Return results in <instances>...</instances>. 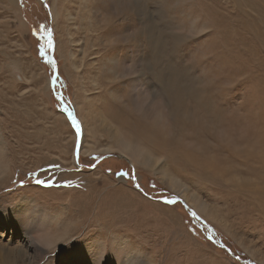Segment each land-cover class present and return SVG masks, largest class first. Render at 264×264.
Here are the masks:
<instances>
[{"label":"rangeland","instance_id":"374dc122","mask_svg":"<svg viewBox=\"0 0 264 264\" xmlns=\"http://www.w3.org/2000/svg\"><path fill=\"white\" fill-rule=\"evenodd\" d=\"M136 5L0 0L7 165L0 170V257L21 244L26 264H93L77 253L96 242L100 264H117L123 250L131 263L121 264H242L223 243L241 260L264 264V0H155L151 11ZM189 35L200 43L190 48ZM156 73L177 81L175 88L158 84ZM58 91L81 125L77 161ZM156 103L166 127L149 115ZM120 135L153 157L128 159L115 141ZM163 153L175 157L171 167H160ZM161 170L186 191L171 187ZM175 197L187 209L162 201ZM55 220L64 235L57 246L37 249L24 237Z\"/></svg>","mask_w":264,"mask_h":264},{"label":"bare ground","instance_id":"6f19581e","mask_svg":"<svg viewBox=\"0 0 264 264\" xmlns=\"http://www.w3.org/2000/svg\"><path fill=\"white\" fill-rule=\"evenodd\" d=\"M146 15V14H145ZM140 16V15H139ZM144 17V16H143ZM155 28V27H154ZM149 30V29H148ZM138 32H137V35H139L140 36V34H141V30L139 29V30H137ZM107 32L108 33H112V32H109L108 30H107ZM149 32H151V30L149 31ZM233 32H234V30H233ZM115 34H117L116 33V31L114 32ZM126 33V32H125ZM218 34V33H217ZM110 35V34H109ZM112 35V34H111ZM219 35V34H218ZM123 36V35H122ZM219 37H220V35H219ZM150 39H152V38H150ZM119 40V39H118ZM122 40V39H121ZM154 41H157V39L155 38V40ZM114 42V41H113ZM115 42H117V41H115ZM104 43V42H103ZM261 44V43H260ZM259 44V45H260ZM222 45V44H221ZM262 45V44H261ZM260 45V46H261ZM151 46H153V44L151 45ZM156 46V45H155ZM155 46H153V47H155ZM163 46V45H162ZM222 47H223V45H222ZM241 48H243V47H241ZM263 49V48H262ZM153 50V49H152ZM155 50H156V48H155ZM247 51H248V49H246ZM251 51V50H250ZM253 51V50H252ZM157 52H159V51H157ZM151 53V52H150ZM152 54V56H153V53H151ZM240 54V53H239ZM237 55V54H236ZM235 55V56H236ZM230 56H232V55H230ZM154 58V57H153ZM235 58V57H234ZM153 61V60H152ZM146 62V61H145ZM158 62H155V64H157ZM152 64V63H151ZM168 65V64H167ZM171 65V64H170ZM153 67V66H152ZM174 68V67H173ZM166 69V68H165ZM107 70H108V72H112V71H110V70H112V68H107ZM167 72L165 73V75L166 76H168V73H172V70L169 68V67H167ZM114 71V70H113ZM150 71V70H149ZM177 72V71H176ZM183 72V71H182ZM173 73H175V72H173ZM184 73V72H183ZM152 74V73H151ZM181 74V73H180ZM153 75V74H152ZM158 80H157V83L158 84H161L163 87L165 86V82H168V84L167 85H169V87L167 86V88H168V90H169V88H175V86L177 85V81H176V83H174L173 82V80H171L172 78H170L169 80H167V81H165L164 80V77H162L163 78V80H162V78H161V75L160 74H158V73H156L155 75H154ZM184 77H185V75H183ZM153 77V76H152ZM154 77V78H155ZM176 77V76H175ZM165 78H167V77H165ZM176 78H178V77H176ZM182 79V78H181ZM175 81V80H174ZM161 85L159 86V87H161ZM167 88H163V89H167ZM172 90H174V89H172ZM171 90V91H172ZM111 94V96H115V94L113 93V92H111L110 93ZM171 94V93H170ZM116 97V96H115ZM121 98V97H120ZM152 98V97H151ZM111 99H113L112 97H111ZM146 99V98H145ZM104 101V100H103ZM120 101V100H119ZM121 101H124L123 100V98H122V100ZM123 103V102H122ZM142 103V102H141ZM141 103H139V104H141ZM105 104V103H104ZM110 104V103H109ZM114 104V103H113ZM125 104V103H124ZM106 105V104H105ZM115 105V104H114ZM156 105H159L158 103H156V104H154V105H152L151 106V108L152 109H150V117L153 119V120H157L158 121V123H159V125L161 126V127H166L165 125H167V119L164 117V114H163V111H161V109L158 107V106H156ZM111 106V105H110ZM109 107V106H108ZM107 107V108H108ZM108 110V109H107ZM111 110V109H110ZM111 112V111H110ZM109 112V113H110ZM118 111H115V113L116 114H118V116H116V117H113L112 118V120H117L118 122H116L117 124L118 123H120V119H121V115L119 114V113H117ZM114 113V114H115ZM151 119V120H152ZM128 120L127 119H124L123 121H122V123H126ZM129 126V125H128ZM219 133V132H218ZM113 136V135H112ZM1 137V136H0ZM124 138H125V140H124ZM115 141H117L118 143H117V145L119 146V147H121L122 148V151L124 152V153H127L128 154V152L131 154H129L128 155V159H130V160H132V159H134V160H139L140 158H145V159H147L148 160V157L149 158H151V157H153V155H150V153H148L142 146H139L138 144H136L135 145V143L132 141V139L131 138H126V137H124L123 135H120V136H118V137H116V139H115ZM0 145H4V142H3V140L0 138ZM92 150H94L93 148H90L89 149V151H92ZM4 146H2V148L0 147V170H2L3 168H5L7 165H5V163H4V159H5V157H4ZM109 151H111V149H106L105 150V152H109ZM127 154H126V156H127ZM147 160H146V162H147ZM139 162V161H138ZM261 165V164H260ZM161 174L162 175H165V177H167L168 179H169V181H170V186L171 187H173V188H175V186H176V188L177 189H180L181 191H186L185 189H183L182 187H184V186H181V184L179 183H175L174 181H173V178H171V177H169L168 175H166L165 174V170H161ZM205 175H207V174H205ZM200 176H201V174H200ZM188 192V191H187ZM184 196V195H183ZM21 207H19V211H18V216H22L23 214H25V211L23 212V211H21L20 209H26V207H27V201H23V203L20 205ZM14 215H16L15 213H14ZM152 218V217H151ZM57 224H58V222H57V220H55V221H51V222H47V221H42V226H41V231H40V234L39 233H37V234H33L32 236L33 237H30V236H28V235H25L24 236V231H22L21 233H22V235L24 236V237H29V242H32V245L33 246H35V247H37V249H38V246H36V244L37 245H39V243H45V244H47L49 247L50 246H54V245H56V244H58V240H59V238H61L62 236H64V235H62V233L63 232H59L58 231V226H57ZM34 225V224H33ZM41 225V224H40ZM39 225V226H40ZM29 227V226H28ZM35 236V237H34ZM31 239V240H30ZM155 239V238H154ZM31 245V244H30ZM99 244L98 243H96V242H94V243H90V244H86L85 245V247H86V252H82L81 254L80 253H77L78 254V256H82V259L80 260V261H88V262H91V263H93V264H100L101 262H102V259L104 258V256H102V252H103V249L102 248H100V245L98 246ZM57 246V245H56ZM118 249H122V248H124L123 247V243L121 244V243H117L116 245H115ZM4 249H6V248H4ZM3 250V249H2ZM41 249H39V251H40ZM4 252V251H3ZM5 252H6V250H5ZM27 249L26 248H24L23 246H21V244H18L17 246H16V248H14L13 250L12 249H8L7 250V253H5V254H3V256H1L0 257V260L2 261V262H0V264H26V262H28L29 260H27ZM123 255H124V250L120 253V255H118V257H117V264H121V263H119V262H125V263H131V262H129V260H123ZM109 257L111 258L112 257V254L110 253L109 254ZM39 258V257H38ZM37 259V258H36ZM39 260V259H38ZM97 261V262H96ZM85 263V262H84ZM34 264V263H33ZM38 264V263H37ZM142 264H144V261H142ZM243 264V263H242Z\"/></svg>","mask_w":264,"mask_h":264},{"label":"snow or ice","instance_id":"6c2138e0","mask_svg":"<svg viewBox=\"0 0 264 264\" xmlns=\"http://www.w3.org/2000/svg\"><path fill=\"white\" fill-rule=\"evenodd\" d=\"M154 3H155V0H137L136 7L138 9H145L147 11H151V10H153ZM139 18L140 17L138 15V20H139ZM51 36H52V33L49 31L48 32L49 39L47 41V45H48V48L49 49H52L54 47L53 41L51 39ZM187 39L189 41V47L190 48L193 47L194 45L200 43V41L198 39H193L191 35H189ZM41 53L42 54L44 53V49L43 48H41ZM47 63L51 64L53 66V68L55 69L56 65H55V62L53 60L49 59V60H47ZM56 79H58V77L54 75L53 76V83H55V80ZM57 99L61 102L62 105L64 104V101H63V98L62 97L58 96ZM62 111L67 112L68 119L70 121L71 127L73 129H75V135L77 137V141L79 142V138H80V134H81V125H80L79 121L77 120V118L75 117V115L73 114V112L68 111V109L66 107L62 108ZM78 155H79V146L77 148V157H78ZM162 155H163V158L160 160V167L161 168L171 167L176 162L175 157H173L172 155H170L168 153H163ZM187 163H191V162H187ZM206 163L210 164V163H212V161L209 159V160L206 161ZM119 175L121 177H124V176H127L128 173H119ZM134 176H135V174L133 172V178H134ZM36 183L38 185L43 184L46 187L51 186L47 182L42 181V180H39V179L36 180ZM134 187L136 189H140V185L138 183H136L134 185ZM153 187H155V186L153 185ZM145 195H147V194H145ZM163 202L165 204H175V203H177V201H176L175 198L165 199ZM192 215L195 216V213H193ZM209 239H211V237H209Z\"/></svg>","mask_w":264,"mask_h":264},{"label":"water","instance_id":"95a60500","mask_svg":"<svg viewBox=\"0 0 264 264\" xmlns=\"http://www.w3.org/2000/svg\"><path fill=\"white\" fill-rule=\"evenodd\" d=\"M50 31H51V29H50ZM51 39H52V41H53V45H54V47H53L52 49H50V53H49V56H48V60H49V59L53 60V61L55 62L56 67H55V69H54L53 66H52L51 64H49V66H50V68H51L52 71H53V76L55 75V76L58 77V66H57V60H56V58H55V42H54L52 36H51ZM56 85H57V79L55 80V83H53V77H52V80H51V88H52L53 90H55ZM58 96H60V97L63 98V95H62V92H61V91H58V93L56 94V97H58ZM58 101H59V100H58ZM59 102H60V101H59ZM60 103H61V102H60ZM64 107H66V108L68 109V111L73 112V114H74L75 117L77 118V116H76V114L74 113V111H73V110L71 109V107H69L65 102H64L63 105L61 104V110H62V108H64ZM63 112H64V111H63ZM64 114H65L66 118L68 119L67 112H64ZM77 120H78V118H77ZM68 121H69V119H68ZM78 121H79V120H78ZM69 123H70V121H69ZM70 125H71V124H70ZM73 130L75 131V129H73ZM81 141H82V129H81V134H80L79 142L77 141V137H76V145H75V153H74V156H75L76 161L78 160V157H79V155H78V157H77V148H78V146H79V150H80ZM113 156H114V154H107V155L104 156V158H107V157H113ZM165 199H166V198L162 199V201H164ZM175 199H176V201H180V203H182V204L184 205L185 208L187 207L186 203H185L183 200H180V199L177 198V197H175ZM186 209H187V208H186ZM193 213H194V212L191 210V211H190V214L192 215ZM192 216H193V215H192ZM193 217H194V218H197L196 214H195V216H193ZM197 219H199V218H197ZM210 230L212 231V229H210ZM212 233H213V231H212ZM219 246H220L221 249H224L229 255H231V257L235 258L236 260L240 261L241 263H243V264H255V263H253V262H251V261H249V260H241L240 258L234 256V255L232 254L231 250H230L228 247H226L223 243H219Z\"/></svg>","mask_w":264,"mask_h":264},{"label":"trees","instance_id":"16d2710c","mask_svg":"<svg viewBox=\"0 0 264 264\" xmlns=\"http://www.w3.org/2000/svg\"><path fill=\"white\" fill-rule=\"evenodd\" d=\"M225 245V244H224Z\"/></svg>","mask_w":264,"mask_h":264}]
</instances>
